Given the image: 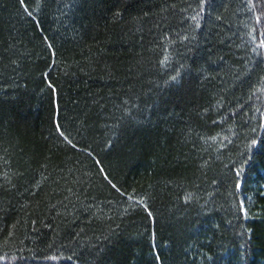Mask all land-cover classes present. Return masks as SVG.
Listing matches in <instances>:
<instances>
[{
    "label": "trees",
    "instance_id": "trees-1",
    "mask_svg": "<svg viewBox=\"0 0 264 264\" xmlns=\"http://www.w3.org/2000/svg\"><path fill=\"white\" fill-rule=\"evenodd\" d=\"M25 2L0 0V264H264V0Z\"/></svg>",
    "mask_w": 264,
    "mask_h": 264
},
{
    "label": "snow or ice",
    "instance_id": "snow-or-ice-1",
    "mask_svg": "<svg viewBox=\"0 0 264 264\" xmlns=\"http://www.w3.org/2000/svg\"><path fill=\"white\" fill-rule=\"evenodd\" d=\"M18 2H19V4H20L21 8L24 10V12H25L28 16L32 17V16H33V13H32V11L29 10V5L25 2V0H18ZM204 2H205V0H202V3H204ZM38 10H39V7L37 6V11H38ZM33 18L35 19V17H33ZM193 19H196V18L193 17ZM198 26H199V25H198ZM184 39H187V37H184ZM262 46H264V45H262ZM49 47H50V48L52 47L51 44H49ZM165 60H167V57H165ZM162 63H163V61H162ZM177 75H178V74H177ZM176 78H177L176 76H172V77H171V79H172L173 81H175ZM48 86H49V88H52L53 92L55 93L56 89L53 87V85L50 83ZM56 128H57V131L59 132L60 136L64 137V139L67 140V139H68L67 136H65L64 132L60 130V125H59L58 123L56 124ZM68 142L71 143L70 140H69ZM253 144H255V141H253ZM239 175H240V173L238 172V173H237V176H239ZM113 187H115V185H113ZM241 187H242L241 183L238 182V183L236 184V188H237V189H240ZM187 199H188V197H185V200H186V201H187ZM138 203L143 204L144 202L141 200V201H138ZM145 207L147 208V205H145ZM239 210H240V212L246 214V209H245V206H244V202H243V201L240 202ZM148 216H149V217H152V216H153V213H152L151 211H148Z\"/></svg>",
    "mask_w": 264,
    "mask_h": 264
}]
</instances>
